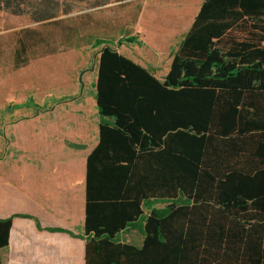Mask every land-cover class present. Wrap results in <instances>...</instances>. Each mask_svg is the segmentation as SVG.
I'll return each mask as SVG.
<instances>
[{
  "label": "trees",
  "instance_id": "16d2710c",
  "mask_svg": "<svg viewBox=\"0 0 264 264\" xmlns=\"http://www.w3.org/2000/svg\"><path fill=\"white\" fill-rule=\"evenodd\" d=\"M73 8L0 0L36 23ZM178 48L163 80L99 51L85 264H264V0H204ZM18 216L0 219V264Z\"/></svg>",
  "mask_w": 264,
  "mask_h": 264
},
{
  "label": "rangeland",
  "instance_id": "374dc122",
  "mask_svg": "<svg viewBox=\"0 0 264 264\" xmlns=\"http://www.w3.org/2000/svg\"><path fill=\"white\" fill-rule=\"evenodd\" d=\"M68 1L69 14L40 23L0 10V189L9 170L23 166L29 140L73 132L80 143L94 144L102 47L161 77L204 0H110L99 7ZM128 237L141 243L138 230Z\"/></svg>",
  "mask_w": 264,
  "mask_h": 264
},
{
  "label": "crops",
  "instance_id": "0c3cea01",
  "mask_svg": "<svg viewBox=\"0 0 264 264\" xmlns=\"http://www.w3.org/2000/svg\"><path fill=\"white\" fill-rule=\"evenodd\" d=\"M170 65L161 77L148 69L163 80ZM99 116L92 146L73 132L43 135L25 146L23 166L9 170L0 189V219L28 217H14L2 264H85L87 158L99 142ZM132 231L121 234V242L132 243ZM142 242L143 236L133 244Z\"/></svg>",
  "mask_w": 264,
  "mask_h": 264
}]
</instances>
